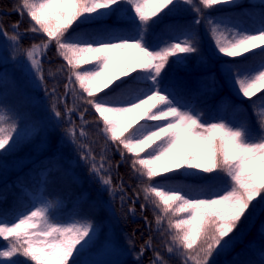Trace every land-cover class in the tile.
<instances>
[{"label": "snow or ice", "instance_id": "6c2138e0", "mask_svg": "<svg viewBox=\"0 0 264 264\" xmlns=\"http://www.w3.org/2000/svg\"><path fill=\"white\" fill-rule=\"evenodd\" d=\"M229 4L235 0H18L14 9L29 18L26 31L42 37L26 50L29 72L39 83L45 82L42 58L54 44L57 56L66 61L64 96L79 95L84 105L94 108L103 123L105 143L115 146L121 160L131 157L145 201L140 209L151 204L155 224L167 238L164 253L178 254L179 264H212L214 256L235 247L242 222L257 203H264V24L249 33L207 19L217 54L233 58L220 71L235 94L249 101L255 131L246 122H209L195 109L178 104L163 86L167 67L201 51L190 27L177 28L155 46L150 36L182 6L196 14L193 24L200 26L201 17L214 12V6ZM112 17L116 21L106 23ZM86 25L96 28L82 31ZM12 29L9 33L0 24V34L19 43V23ZM238 57L242 59L235 60ZM65 109L68 116L79 112V135L85 136L89 108L65 103ZM52 111L57 118L62 116L55 104ZM76 128L68 129L74 143ZM18 134L16 121L0 113V153L15 147ZM80 147L87 148L81 158L90 162L92 174L111 191V177L104 174L107 157L102 155L97 164L91 148ZM180 172L205 175L212 182L206 194L202 190L190 195L171 186L169 174ZM97 228L88 218L57 221L45 202L11 216L0 211V239L6 242L0 248V264H16V257L24 258L25 264H75V257L99 239ZM150 248V264H172L151 239L138 255Z\"/></svg>", "mask_w": 264, "mask_h": 264}, {"label": "trees", "instance_id": "16d2710c", "mask_svg": "<svg viewBox=\"0 0 264 264\" xmlns=\"http://www.w3.org/2000/svg\"><path fill=\"white\" fill-rule=\"evenodd\" d=\"M17 2L18 0H0V24L7 32L12 33V25L19 23L17 31L22 37L19 43H13L0 34V45H3L4 49L11 51L14 55L13 67H6L0 63V113L13 118L19 130L15 147L0 153V177L5 175L6 169L16 159L24 156L34 158L0 184V194L4 197L0 200V211L11 216L13 213L30 208L34 203V197L42 192L44 198L50 202L51 214L57 217L56 220L88 218L93 220L98 227L103 226L108 215L103 203L97 199L94 200L93 194H89L87 197L83 196L85 192H90L92 189L89 185H85L88 178L84 169L79 168L80 164L76 163V169L80 171V177L83 179V184L80 185L67 173L63 162L72 158L78 160V156H74L77 151L79 154L85 155L87 148H81L82 144L90 147L93 153L97 146L104 145L108 160L113 168L111 177L113 194L110 195V200L113 202L114 216L119 222V226L137 246L141 247L145 241L151 239L154 248L164 253V242L167 238L161 235L155 224L153 207L148 204L143 211L140 209V205L145 201L143 192L140 191V179L131 168V157L121 160L115 146L111 142L105 143L101 132L103 123L99 120V114L95 113L94 108L84 105L80 101L79 95L64 96L67 71H63L60 65L66 66V61L57 56L54 44L47 51V60L42 59L45 82L39 83L29 72L30 64L26 57V50L32 43L40 42L42 37L26 31L29 26V18L27 16L22 18L14 10ZM214 7L215 11L209 13L208 16L201 17L203 23L200 26H195L193 21L197 18L196 14L189 7L182 6L166 18L163 26L151 32V41L154 44L160 38L168 37L177 28L187 26L197 34L200 42V53L189 56L184 63L172 64L166 68L167 75L164 78V84L166 83L167 88L177 93L182 100L192 102L202 117L206 118L215 113L222 102H229L230 113H233L241 105L243 118L248 124L256 127L255 117L252 109L249 108V101L241 99L235 94L236 90L230 80L220 71L225 66L224 62L233 58L224 57L221 59L218 71H214L210 66L213 63L210 58H214L217 51L213 48L214 42L210 39L207 30V19L235 20L253 29H258L264 24V0H235V4ZM120 15L123 16V13ZM116 19L117 17H112L106 23H114ZM95 28V25H86L82 26L81 30L94 31ZM254 51H258V49ZM245 55L251 56V53ZM240 59L242 58H235V60ZM207 81L211 85L203 92L202 86ZM110 87H114V85ZM53 88L56 89L54 93ZM75 88L79 93L78 84L75 85ZM24 91L38 93L39 99H45V105L48 107L44 113L51 117L55 126V132L50 137L52 146L43 155H39L41 148L37 149L35 145L41 141L47 130L45 120L41 119L44 113L34 110L31 102L23 93ZM103 94L101 92L97 95ZM65 103L68 107L75 105L78 109L89 108L85 118L90 123L84 126L87 133L85 136L79 135V126L81 125L79 112L77 111L71 116L65 115ZM53 104L61 111L60 118L54 115ZM74 125L77 126L75 143L68 135V129ZM46 134H49L48 130ZM143 155L141 154L142 157ZM87 169L90 171V162ZM169 175L171 179L168 183L171 186L192 195H198L202 190L206 193L212 183L205 179V175H187L182 172ZM94 177L96 181L99 180L96 175ZM95 180L93 179L94 183ZM119 182L123 186V192L120 191ZM94 183H91V186ZM215 183L220 184L222 181L217 180ZM138 192L140 193L139 198L137 197ZM257 206L259 203L251 209L250 215L242 222L240 230L253 216ZM131 207H135V212L129 211ZM261 217L264 218V214ZM262 232L264 233V230ZM5 243L0 240V247ZM240 243L244 244V249L242 246H238ZM164 254L172 261V264H179L178 254L173 256ZM152 255L153 249L150 248L145 252L141 261L132 260L127 264H150ZM17 259L20 264H25L24 258L17 257ZM262 261H264V235H260V241L239 242L233 251L215 264H262Z\"/></svg>", "mask_w": 264, "mask_h": 264}, {"label": "rangeland", "instance_id": "374dc122", "mask_svg": "<svg viewBox=\"0 0 264 264\" xmlns=\"http://www.w3.org/2000/svg\"><path fill=\"white\" fill-rule=\"evenodd\" d=\"M222 21H224V23L227 24L229 27L234 26V28L237 30H246L249 33H253L255 30L235 20L224 19ZM167 38L168 37L164 36L158 42H156L155 45L160 44L162 40H166ZM223 58H224L223 55H218V54H216L214 58H210L213 62L212 65L210 66L214 71L219 70L220 68L219 61ZM42 59L47 60V55L43 56ZM13 60H14V55H12L11 51L4 49L3 45H0V63L6 67H13L12 65ZM62 66L64 65H60V68L63 71H65L66 69L62 68ZM87 67L90 66L88 65ZM210 85L211 83L208 81L204 83L202 86V91L203 92L206 91L210 87ZM163 86L167 88L166 83L163 84ZM167 90L172 93L178 104L185 106L187 108L195 109L197 111L195 105L192 102H187L185 100H182L177 93H174L172 90L168 88ZM23 93L25 94L29 102H31L35 111L44 113V110H47L48 105H45V99L42 100L39 99L38 93H33L30 91H24ZM229 109H230V103L222 102V104L219 106L218 110L215 113H212L208 117L206 118L203 117V118L205 120H208L209 122H216L220 119L231 121L233 123L246 122V120L242 116L243 111L241 105H239L237 107V110L235 109L233 113H230ZM41 119L45 120L46 123L45 128L48 130L49 134H46L47 133L46 130L45 131L46 133L43 135L41 141H39L35 145V148L37 149L41 148V152L39 153V155H43V153L45 151H48V149L52 146V140L50 137L55 132V126L52 123V119L48 114L44 113L41 116ZM249 126L252 127L254 131L256 130V127H254L252 124H249ZM93 154L96 156L97 164L100 163V158L102 155L107 157V151L104 145L97 146ZM76 155L78 156V160L72 158L71 160L68 159V161L63 162L65 166V170L72 178H74L80 185H82L83 179H81L80 171H78L75 166L77 162L80 164L79 168L84 169L85 175H87L88 178V181L85 183V185H89L90 187H92L91 191L85 192L83 196L87 197L89 194H93L95 196L94 200L97 199L103 203V206L106 209L108 215L106 221L104 222V225L99 226L97 228V231L100 233L99 239L91 247L86 248L81 254L75 257V264H127L132 260L141 261L143 256L138 255L140 249L136 248L135 242L132 241L131 237L121 229V227L119 226V222L114 216L113 202L110 200V195L113 194V190L110 191L108 188L102 185L99 180L96 181L92 172L88 171L87 169L89 162H86L84 159H82L81 157L83 155L79 154L78 151L74 153V156ZM33 158L34 157L31 156H27V157L24 156L23 158L16 159V161H14L13 164H11L10 167L6 169L5 175L0 177V184L5 179H7L9 175L19 170L22 166L27 164ZM109 164H111V162L108 160L107 157L105 161L106 171L104 174L106 176L112 177L113 168L111 166L109 169ZM93 179L96 181L95 183ZM91 183H94V185L91 186ZM118 186L120 188V191L123 192V186L121 185V182H119ZM40 202H45L50 204V202L44 198L42 192H39L34 197L33 204L39 206ZM263 214H264V203H259V206H257L254 210L253 216L250 217V220L243 227V229L239 231V238L236 245L239 242H246V241L251 242L253 240L260 241V235L261 233H263L262 231L264 230V218L261 217ZM52 216L55 220L57 219L55 215ZM57 221L67 223V222H72L73 220H57ZM4 246L5 245H3L1 248H3ZM238 246H242V249H244L245 247L243 243H240ZM234 248H232L230 251L221 252L219 255L214 256L212 260V264L221 261V259L225 257L226 254L233 251ZM15 260H16V264H20L17 257L15 258Z\"/></svg>", "mask_w": 264, "mask_h": 264}, {"label": "bare ground", "instance_id": "6f19581e", "mask_svg": "<svg viewBox=\"0 0 264 264\" xmlns=\"http://www.w3.org/2000/svg\"><path fill=\"white\" fill-rule=\"evenodd\" d=\"M135 246H136V248H139V249H141V247L140 246H137V244L135 243Z\"/></svg>", "mask_w": 264, "mask_h": 264}]
</instances>
